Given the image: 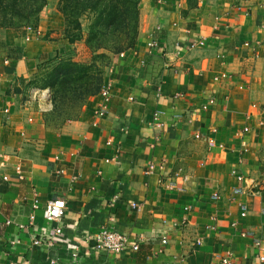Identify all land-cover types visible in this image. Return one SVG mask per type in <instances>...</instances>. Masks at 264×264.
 Instances as JSON below:
<instances>
[{
	"label": "crops",
	"instance_id": "0c3cea01",
	"mask_svg": "<svg viewBox=\"0 0 264 264\" xmlns=\"http://www.w3.org/2000/svg\"><path fill=\"white\" fill-rule=\"evenodd\" d=\"M209 1L190 7L187 0H142L137 39L109 70V113L94 126L101 96H92L80 117L65 124L59 143L44 152L41 146L28 148L17 103L22 81L55 45L32 38L26 28H0V264H71L75 242L80 264H222L227 249L235 264H258L252 238L240 231L254 230L264 242V78L250 76L264 66V7L253 0ZM240 3L248 15L237 11ZM151 39L159 46L150 51ZM178 40L198 45L177 56ZM215 95L216 105L190 121ZM157 110L162 113L154 118ZM123 121L129 132L122 136ZM113 134L121 152L117 161L105 162L116 154L106 144ZM161 159L164 175L145 172L150 160ZM178 170L183 190L170 191L164 181ZM72 174H79L77 182L71 183ZM239 185L244 193L235 194ZM215 192L221 194L217 202ZM57 197L67 202L65 232L48 239L55 224L46 221L43 209ZM240 202L248 207L245 214ZM108 222L139 249L94 251L93 235ZM165 233L168 243L162 245ZM35 237L40 245L33 244Z\"/></svg>",
	"mask_w": 264,
	"mask_h": 264
},
{
	"label": "trees",
	"instance_id": "16d2710c",
	"mask_svg": "<svg viewBox=\"0 0 264 264\" xmlns=\"http://www.w3.org/2000/svg\"><path fill=\"white\" fill-rule=\"evenodd\" d=\"M139 2L140 0H62V9L66 15L74 11L77 14V8L74 7L80 3L85 11L93 13V17L96 14L86 32L82 31L79 20L72 27L75 32L67 30L69 43L74 45L73 55L59 59L48 85L51 89L53 111L57 117H64V121L72 120L74 112L83 109L86 99L100 91L103 66L101 68L95 62L98 60L100 65L103 64V59L108 58L105 50L135 42L140 27ZM187 2L190 7L198 5L197 0ZM44 4L45 0H0V27L20 25L30 13H38ZM111 34H114L112 42L115 44L108 48L107 36ZM86 57L90 58L86 60ZM75 78L78 82L73 85L72 79ZM67 81L72 82L68 97L56 99V87Z\"/></svg>",
	"mask_w": 264,
	"mask_h": 264
},
{
	"label": "rangeland",
	"instance_id": "374dc122",
	"mask_svg": "<svg viewBox=\"0 0 264 264\" xmlns=\"http://www.w3.org/2000/svg\"><path fill=\"white\" fill-rule=\"evenodd\" d=\"M141 1L142 0H140L138 4L139 9ZM194 1L195 0H192V2ZM209 2L212 4L213 0H210ZM253 2L254 4L258 3L259 5L264 7V0H253ZM245 3L247 2L245 1ZM73 5L74 4H72V6ZM78 5L79 6L74 7V9L77 8V14H75L76 11H74L73 13L66 15L62 9V0H45L43 8L38 13H30L23 19L20 25L13 27H0L26 28L27 31H30L32 33V38H39L43 41H51L54 43L53 45H55L54 49L51 52L42 54L40 56L37 61V71L35 72V74L32 75L29 79H25L26 81L23 80L21 83L23 89L21 96L18 98V112L20 115L21 124L23 125V129L25 132L24 134L28 141L27 146L28 148H31L33 150H37V146H41V150L44 152L48 151V149L51 148V145L52 147L55 146L57 143H59L58 140L61 138V136H63L62 129L65 124L71 123L72 121L78 119L81 115L82 110L79 111L78 109V111L74 112L73 117H71L72 120L64 121V117H57L56 112L53 111L54 106L51 99V89L48 86L50 84V77L54 72L53 68L59 61V59L68 58L73 55L74 45L69 43L67 30H72V32H75L72 27H74V22L76 20H79L82 25V31L86 32L88 25L95 17L96 13L93 17V13L90 11H85V7L81 3ZM239 5H241V7H244L242 3H240ZM215 9L216 11L220 10L219 8H213L212 10ZM248 13L249 8L248 11H246L244 14L248 15ZM228 15L230 16V14ZM38 31H40L41 34H38ZM138 33L136 34L135 41L137 39ZM113 36L114 34L107 36L106 44L107 46H109L108 48L115 44L114 42H112ZM134 43L135 42L131 41L129 44H124L123 46L112 48L111 50H105L108 54V58L103 59L102 65H100V61L98 60L95 62V64L101 66V68L103 66V82L101 84L102 86L106 84L107 81H109V70L115 58L119 54L120 56H122L121 52H125L128 48H131ZM123 57H125V55ZM89 58L90 57H86V60H88ZM262 60V63H264V59ZM250 76H254L256 79L261 77L264 78V66H260L259 72L256 74H250ZM72 81L73 85L78 82L77 78H75L74 80L72 79ZM71 85L72 82L70 81L68 83L67 81L56 87V89H58V97L56 99H62L64 97L67 98L69 95L68 91ZM259 93L260 92H258V94ZM95 95H100V91ZM95 95L89 96L86 99L85 104L92 96ZM216 98L218 101L219 98L217 95ZM101 102L102 97L100 98L99 103ZM99 103L97 104V106L99 105ZM191 117L192 116H190L189 118Z\"/></svg>",
	"mask_w": 264,
	"mask_h": 264
},
{
	"label": "built area",
	"instance_id": "2783aa9c",
	"mask_svg": "<svg viewBox=\"0 0 264 264\" xmlns=\"http://www.w3.org/2000/svg\"><path fill=\"white\" fill-rule=\"evenodd\" d=\"M237 11H243L245 13L246 10L244 7H241V5L236 6ZM175 25L178 23L174 22ZM38 34H41L40 31H38ZM176 55L180 56L182 54V51L184 49H191L194 48L195 46L198 45L197 42L195 41H186V40H178L176 42ZM159 46V43L156 39H151L147 43L148 49L151 51L152 48H156ZM121 55L124 56V51L121 52ZM3 62L6 64L10 63L9 58H4ZM218 79V77H216ZM100 96L102 97V102L99 103V105L94 109L93 111V125L98 126L100 124V120L104 118L111 107L112 104V99H113V92H112V84L111 81H107L106 84H104L101 87L100 90ZM217 103V98L215 96H210L207 98L206 102L202 104L198 110H196L193 114L192 117L189 118L190 121H196L200 118L202 112H206L212 108V106L216 105ZM4 112L10 113V108L6 107L4 108ZM162 111L157 110L154 112V118H157ZM119 134L120 135H126L129 132V124L125 121H123L119 125ZM217 131L216 128L212 129V132L215 133ZM243 131H248V128H244ZM197 136H200V134H197ZM116 135L113 134L109 136L106 140V144L108 146H113L115 148L116 154H114L113 157L111 158H106L105 162H111V161H117L119 158V154L121 152V144L119 141H115ZM161 136L157 135L155 136L154 142L151 143V147H156L157 143L160 141ZM210 142H215L214 137H209ZM220 147H223V144H220ZM55 159L58 161V163L61 162V156L56 155ZM166 170V163L165 160L161 159L160 161H155V160H150L147 164V167L145 169V172L147 174H156L158 176L164 175ZM16 171L18 173V178L23 179V173L21 168L18 166L16 168ZM65 172V168L62 167L61 165L59 166L58 173L62 174ZM181 171L178 170L174 175H169L167 176L166 180L164 181L165 187L170 190V191H182L183 187L178 184V179L182 178V175H180ZM235 175L240 180H243V176L236 171L234 172ZM264 174V170H263ZM185 178V177H184ZM3 179L5 181H8V176H4ZM79 179V174H72L70 176V181L71 183L77 182ZM233 192L235 194H241L244 193V186L239 185L233 189ZM117 195L114 196V201L117 200ZM212 199L217 202L221 199V194L219 192H215L212 194ZM38 204V198L37 196L34 199V206L37 207ZM132 207L136 208L137 204L136 203H131ZM239 207L241 210L242 214H245L247 212V205L245 202H240ZM67 208V202L64 198L62 197H57L55 199L50 200L46 206L43 209V216L46 219L47 222L55 224L53 229L48 232V236L46 238L50 239L58 235H62L65 232V227L63 226V217L65 215ZM186 210L190 209L189 206L185 207ZM29 226L34 225V217H30V221L28 222ZM232 226L235 227L237 226L236 222L232 223ZM20 229H23L25 225H19ZM210 228L209 226H207ZM240 234L243 236H248L252 238V242L254 247L256 248V257L258 260V264H264V242L263 239L261 238L260 235H258L254 230H243L240 231ZM93 239L95 241L94 245L92 246V249L94 251H108V252H113L116 254H121L125 251L131 250V251H137L139 249V244L135 241H133L129 234L122 232L120 230H117L112 223L108 222L106 224H103L100 226L98 232H96L93 235ZM162 245H166L168 243V238L167 234H163L162 237ZM201 239L196 240L195 245L201 244ZM41 239L38 237L33 238V244L35 245H40ZM69 254L72 259L71 264H80V259L79 257L81 256V253L79 251V245L75 242L73 243L72 246L69 247ZM163 249H159V252H162ZM235 256L232 250L227 249L222 257L220 258V261L222 264H235ZM24 264H30L29 259L24 261Z\"/></svg>",
	"mask_w": 264,
	"mask_h": 264
}]
</instances>
